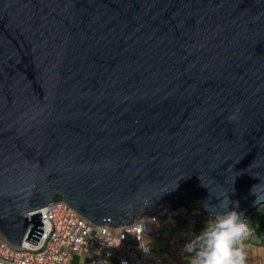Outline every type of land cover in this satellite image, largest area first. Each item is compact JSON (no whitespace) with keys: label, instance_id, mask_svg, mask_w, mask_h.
I'll return each mask as SVG.
<instances>
[{"label":"water","instance_id":"obj_1","mask_svg":"<svg viewBox=\"0 0 264 264\" xmlns=\"http://www.w3.org/2000/svg\"><path fill=\"white\" fill-rule=\"evenodd\" d=\"M226 192L264 206V0H0L9 245L54 200L118 226Z\"/></svg>","mask_w":264,"mask_h":264},{"label":"built area","instance_id":"obj_2","mask_svg":"<svg viewBox=\"0 0 264 264\" xmlns=\"http://www.w3.org/2000/svg\"><path fill=\"white\" fill-rule=\"evenodd\" d=\"M41 213L43 233L37 245L26 239L20 248L11 246L0 233V264H109L114 257L118 264H181L186 258L184 244L196 231L163 238V221L170 214L165 210L154 211L149 216L137 217L126 225L98 224L77 212L62 200L51 201L38 212ZM150 214V213H148ZM163 227V226H162ZM168 227V226H167ZM152 231V233H151ZM151 234L156 240H166L168 249L154 255L147 246L146 237ZM148 250L147 254L141 248Z\"/></svg>","mask_w":264,"mask_h":264},{"label":"clouds","instance_id":"obj_3","mask_svg":"<svg viewBox=\"0 0 264 264\" xmlns=\"http://www.w3.org/2000/svg\"><path fill=\"white\" fill-rule=\"evenodd\" d=\"M236 118L235 113L229 117L230 120ZM216 199L219 203L213 205L206 202L204 205L211 222L183 246L187 264H247L245 241L251 229L243 213L237 210L239 201L230 200L227 192L216 195ZM139 243L147 254L148 250L141 241Z\"/></svg>","mask_w":264,"mask_h":264},{"label":"crops","instance_id":"obj_4","mask_svg":"<svg viewBox=\"0 0 264 264\" xmlns=\"http://www.w3.org/2000/svg\"><path fill=\"white\" fill-rule=\"evenodd\" d=\"M201 211L203 213V216H199V218L191 214L173 216V218L175 219L177 226H180L183 231H196L199 233L201 230L204 229V226L211 222V218L209 216L204 215L207 213L203 210ZM177 213H179V211ZM247 223L249 224V227L251 229V234L245 241L248 257L247 264H264V206L254 211L247 219ZM162 226H165V223H163ZM167 230L169 235H171L172 233L170 230V225L169 227H167ZM186 232L177 233L175 234V236L184 234ZM158 248L159 249L155 251L157 252V254H162L166 252V250L168 249V242L164 239ZM109 264L118 263L113 257ZM181 264H187V259H184Z\"/></svg>","mask_w":264,"mask_h":264},{"label":"rangeland","instance_id":"obj_5","mask_svg":"<svg viewBox=\"0 0 264 264\" xmlns=\"http://www.w3.org/2000/svg\"><path fill=\"white\" fill-rule=\"evenodd\" d=\"M178 211H179V213H177ZM153 213H154V210H152V212L150 214H153ZM168 214H170L168 220H165L164 218H162V220H161V221L164 220L163 223H165V226H163V227L159 226V229L162 231L163 238L167 236V233H168L167 226L169 227V225H170V230L172 233L171 235H173V236H175V234H177V233L186 232V231H183V229L180 226H177L176 221L173 218V216H178V215L181 216V215H185V214H188V215L191 214V215L198 217V218H199V216H203V213L199 208H195V207L185 208L182 205H177V206L171 207V209L168 210ZM204 215L209 216L208 214H204ZM179 229H182V230H179ZM151 233H152V231H151ZM153 236H151V234H148L146 237V243H147V246H149L153 250L154 255H157V252H155V251H157L159 249L158 247L161 244V242H163V240H156L155 238H153Z\"/></svg>","mask_w":264,"mask_h":264},{"label":"bare ground","instance_id":"obj_6","mask_svg":"<svg viewBox=\"0 0 264 264\" xmlns=\"http://www.w3.org/2000/svg\"><path fill=\"white\" fill-rule=\"evenodd\" d=\"M171 208H167L166 210H170ZM149 215H151V214H143L142 216H149ZM141 216V217H142ZM110 225V224H109Z\"/></svg>","mask_w":264,"mask_h":264}]
</instances>
